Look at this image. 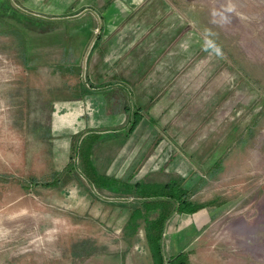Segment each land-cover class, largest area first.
Returning <instances> with one entry per match:
<instances>
[{
    "label": "rangeland",
    "instance_id": "1",
    "mask_svg": "<svg viewBox=\"0 0 264 264\" xmlns=\"http://www.w3.org/2000/svg\"><path fill=\"white\" fill-rule=\"evenodd\" d=\"M107 81L130 104L157 99L128 137L96 147L97 170L176 179L209 203L192 264H264L217 234L245 220L257 226L247 241H264V0H0V264H151L142 227H125L129 209L116 205L134 200L128 192L97 191L77 173L58 188L37 184L66 164L72 134L123 132V97L106 111L101 95H78ZM56 111L78 123L54 129Z\"/></svg>",
    "mask_w": 264,
    "mask_h": 264
},
{
    "label": "trees",
    "instance_id": "2",
    "mask_svg": "<svg viewBox=\"0 0 264 264\" xmlns=\"http://www.w3.org/2000/svg\"><path fill=\"white\" fill-rule=\"evenodd\" d=\"M14 31L19 33L17 29H14ZM96 37L98 38V36ZM22 38L24 37L22 36ZM95 40L91 43L90 47L96 45ZM23 41H26L25 38L21 41L19 35H17V43L20 49L24 50V53L20 51L22 59L23 61H27ZM82 54L76 52V55L72 56L74 59L72 61L74 63L73 67L75 66L78 70L81 67L79 62H81ZM64 56L58 64L65 65L68 62V58H71L70 55ZM37 58L41 59V57ZM33 65L36 64L33 63ZM69 67H71V64H69ZM65 68H67L66 65ZM68 71H71V69H68ZM78 93L80 97L98 93L106 101V111H112L110 107L113 106L117 109L118 95L123 97L122 111L126 116L123 127L125 126V128L122 133L118 130L115 132L114 130L109 131L107 128H101L88 129L81 133L72 134L69 140L70 152L66 164L59 173L53 174L51 181L37 184L58 188L77 173V175H82L97 191L116 189L128 192L129 196L134 198V200L130 202H116L117 206H125L129 209L124 226L133 230L141 226L151 264H163L161 238L166 219L173 212L191 214L208 207L209 203L191 199L188 189L176 179L160 182L146 178L131 180L130 175L125 178L115 177L98 171L93 162V152L96 147L107 140L117 139L120 136L128 137L142 117H148L146 115L147 110L157 98L155 96L151 97L144 106L130 104L129 90L125 89L121 83L114 81H107L98 85L81 84ZM74 157H76V162L72 161ZM166 260L167 264H190L185 250L168 255Z\"/></svg>",
    "mask_w": 264,
    "mask_h": 264
},
{
    "label": "crops",
    "instance_id": "3",
    "mask_svg": "<svg viewBox=\"0 0 264 264\" xmlns=\"http://www.w3.org/2000/svg\"><path fill=\"white\" fill-rule=\"evenodd\" d=\"M101 65L103 69L105 70V66H103V64ZM153 82L157 83L156 77L153 79L151 78L149 81L142 80L141 82H139L136 85L135 89L133 90L134 101L136 99L137 103L142 104L146 99H148L149 96H144V95L146 94L151 95L156 90ZM139 93H142L143 95H138ZM92 95L93 94L84 95V96H92ZM94 95H99V94L94 93ZM76 114L77 113H74V112H64L62 114H58V112L56 111L52 118V127L56 130H61L62 128H74V126L78 123ZM108 130L112 131L111 129H108ZM117 130H114V131L116 132ZM119 139L121 138L119 137L117 139L110 140L109 142L115 143ZM243 165H248V167H250L249 157H246L244 159ZM101 171L104 172L105 174L115 176L113 173L106 171V169L105 171L104 170H101ZM115 177H120V176H115ZM103 191L109 192L111 190L104 189L101 192ZM72 193H73V190H72ZM89 194L91 195V192H89ZM93 195H95L94 192H93ZM75 202H76V204L74 205L75 207L80 204L78 203V199ZM103 203H107V202L105 201ZM93 210H97V209L93 208ZM213 220H214L213 216L210 215L208 211H204V210H197L191 214L173 212L170 215V217H168V219H166L165 221L166 232H167V243L164 246L163 239L161 238L162 254L163 255L166 254L168 256L180 250L187 251L191 249L193 250L195 254L194 257L196 258L197 254L200 253L198 249L203 248L201 246L203 243L202 240L204 236L206 235L205 233H203L204 225L211 223ZM255 229H257V226H248L246 221L243 220L238 223L235 222L233 224H228V225L223 226V230L227 234H225L222 230H221L222 232H220V229H219V233L217 234L222 237L221 239L226 243V245L228 244L233 249L239 248L243 253L242 255L249 253L258 262L264 263V241L258 242V240L256 239L252 240L251 243L247 241V239H253V234H254ZM164 230H165V227H164ZM193 252L191 254H190V251L187 252L188 260L190 259V255H192ZM148 256H149V253H148ZM149 260H150V256H149ZM238 260L239 259H235V258L226 259L227 262H235ZM189 263L192 264L191 261H189ZM245 263L240 262L238 264H245ZM199 264H203V263H199Z\"/></svg>",
    "mask_w": 264,
    "mask_h": 264
},
{
    "label": "built area",
    "instance_id": "4",
    "mask_svg": "<svg viewBox=\"0 0 264 264\" xmlns=\"http://www.w3.org/2000/svg\"><path fill=\"white\" fill-rule=\"evenodd\" d=\"M163 264H167V260L165 259V256L164 255H163Z\"/></svg>",
    "mask_w": 264,
    "mask_h": 264
}]
</instances>
